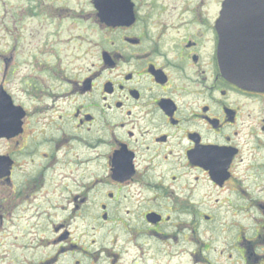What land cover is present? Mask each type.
I'll return each instance as SVG.
<instances>
[{
	"label": "flooded vegetation",
	"instance_id": "flooded-vegetation-1",
	"mask_svg": "<svg viewBox=\"0 0 264 264\" xmlns=\"http://www.w3.org/2000/svg\"><path fill=\"white\" fill-rule=\"evenodd\" d=\"M89 2L91 26L65 0L26 8L99 33L80 65L0 59V264H264V92L220 71L222 0H127L116 25Z\"/></svg>",
	"mask_w": 264,
	"mask_h": 264
},
{
	"label": "rangeland",
	"instance_id": "rangeland-1",
	"mask_svg": "<svg viewBox=\"0 0 264 264\" xmlns=\"http://www.w3.org/2000/svg\"><path fill=\"white\" fill-rule=\"evenodd\" d=\"M31 0H0V59L3 57H14L12 67L17 63L29 61L30 57L38 56L46 58L52 52L57 51L61 57L62 66L69 68L80 65L84 49L90 45L91 41L99 38V33L90 28L88 31L83 28L75 27L73 31H55L54 28H46L42 25L43 19L26 12L27 5ZM61 1V0H60ZM70 7L80 10V14H85L88 18L89 26L92 25L93 15L92 6L89 0H65ZM179 0H165V2H178ZM182 1V0H180ZM33 5V4H32ZM91 11V12H90ZM90 12V13H89ZM16 23H13L14 20ZM16 28H11L10 25ZM88 24V23H84ZM42 54H39V50ZM56 50V51H54ZM27 59V60H26ZM1 62V60H0ZM3 64L0 63V80L3 75ZM20 67V68H21ZM17 81H12V88H17ZM17 94V93H16ZM259 212L251 209L248 216H258ZM253 220H250V224ZM92 235L93 231L91 232ZM90 234V236H91ZM97 242L103 239L102 231L94 235ZM93 236V237H94ZM105 243H108L105 241ZM184 259L172 257L169 264H183ZM122 264H167L164 260L154 261L149 258H142L139 255H124Z\"/></svg>",
	"mask_w": 264,
	"mask_h": 264
},
{
	"label": "water",
	"instance_id": "water-1",
	"mask_svg": "<svg viewBox=\"0 0 264 264\" xmlns=\"http://www.w3.org/2000/svg\"><path fill=\"white\" fill-rule=\"evenodd\" d=\"M92 2L107 25H116L129 15L127 0ZM217 30L222 75L245 90L264 92V0H223ZM6 100L9 97L0 86V117ZM3 131L0 124V135Z\"/></svg>",
	"mask_w": 264,
	"mask_h": 264
}]
</instances>
